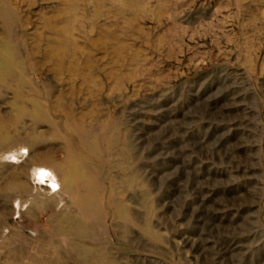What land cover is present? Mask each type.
<instances>
[{"label":"rangeland","instance_id":"rangeland-1","mask_svg":"<svg viewBox=\"0 0 264 264\" xmlns=\"http://www.w3.org/2000/svg\"><path fill=\"white\" fill-rule=\"evenodd\" d=\"M0 264H264V0H0Z\"/></svg>","mask_w":264,"mask_h":264}]
</instances>
